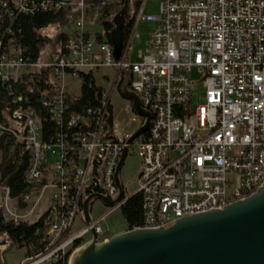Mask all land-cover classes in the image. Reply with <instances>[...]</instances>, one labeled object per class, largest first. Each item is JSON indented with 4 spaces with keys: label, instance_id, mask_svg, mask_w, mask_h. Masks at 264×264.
I'll return each instance as SVG.
<instances>
[{
    "label": "built area",
    "instance_id": "1",
    "mask_svg": "<svg viewBox=\"0 0 264 264\" xmlns=\"http://www.w3.org/2000/svg\"><path fill=\"white\" fill-rule=\"evenodd\" d=\"M157 1L154 15L145 12L147 0L136 4L118 60L94 10L121 0L0 1V35L1 29L9 32L6 21L18 14L58 9L65 2L79 13L69 15V30L46 60L25 61L13 52L11 39L0 43V98L11 105L6 124L0 121V136L8 131L29 156L27 192L18 200L0 189L15 202L0 206L2 216L27 221L38 206L42 209L37 243L24 245L16 264H67L92 231L97 242L109 238L105 215L77 232L71 228L87 195L116 196L115 169L131 147L140 160L137 227L158 228L185 214L221 209L252 196L264 182V0ZM140 22L157 27L133 60L131 44ZM92 26L100 29L89 30ZM103 69H111L112 76L98 73ZM125 69L129 89L150 115L147 130L131 141L145 118L123 98L127 119L117 121L110 104ZM192 71L197 80L190 78ZM82 73L94 81L99 74L101 84H95L103 88V105L68 112L69 97L80 91L72 95L66 85ZM199 83L202 93L195 90ZM29 96L57 125L51 141L43 137L46 117L29 104ZM126 199L122 194L111 207Z\"/></svg>",
    "mask_w": 264,
    "mask_h": 264
},
{
    "label": "water",
    "instance_id": "2",
    "mask_svg": "<svg viewBox=\"0 0 264 264\" xmlns=\"http://www.w3.org/2000/svg\"><path fill=\"white\" fill-rule=\"evenodd\" d=\"M113 24L109 39L118 60L127 25L118 18H114ZM129 81L130 73L125 69L119 94L131 102L134 112L145 118L131 141L147 130L150 115L140 107L138 96L128 87ZM123 161L124 153L114 173L118 188L115 197L93 193L82 201L81 217L85 224L91 220L95 200L111 207L121 199L119 171ZM91 233V239L71 252L67 264H264V182L250 197L221 209L185 214L166 226L132 227L101 242Z\"/></svg>",
    "mask_w": 264,
    "mask_h": 264
},
{
    "label": "trees",
    "instance_id": "3",
    "mask_svg": "<svg viewBox=\"0 0 264 264\" xmlns=\"http://www.w3.org/2000/svg\"><path fill=\"white\" fill-rule=\"evenodd\" d=\"M1 1V0H0ZM52 3L61 0H49ZM124 0H121V3ZM139 0H136V4ZM72 5L65 2L58 9H48L42 11L36 9L33 13L18 14L10 23H7L9 32L1 29L0 43L4 44L7 39H11L13 52L21 56L25 61L36 62L39 60L41 52L47 47L53 45L64 38L63 29L69 25V15L73 14ZM95 13L100 14L101 22L106 29L107 37L113 29L114 18H119L116 5L95 7ZM0 15L2 10L0 7ZM6 19V18H5ZM128 22L125 32L130 26ZM10 33V34H8ZM125 34V33H124ZM81 81L80 93L77 97H69L68 112L81 113L87 108L103 105L101 94L103 88L95 84L91 74H79ZM7 96V95H6ZM30 103L37 112L46 114L40 110L33 96H29ZM0 98V121L6 124L4 115L10 112L11 105L4 104ZM5 101V100H4ZM108 110L111 111L110 105ZM43 137L51 141L56 134L57 125L48 117L42 122ZM7 127V126H6ZM60 129V128H59ZM0 189L7 190L10 199H20L27 192V184L24 180V174L29 164V156L22 149V144L17 141L8 131L4 130L0 136ZM20 206H22L20 204ZM123 218L125 219L127 229L141 225V198L138 193L127 197L126 201L120 207ZM0 208V243L7 241L13 242L17 247L26 244H36L37 238L34 235L38 225V220L31 223L27 221H7L2 216Z\"/></svg>",
    "mask_w": 264,
    "mask_h": 264
},
{
    "label": "rangeland",
    "instance_id": "4",
    "mask_svg": "<svg viewBox=\"0 0 264 264\" xmlns=\"http://www.w3.org/2000/svg\"><path fill=\"white\" fill-rule=\"evenodd\" d=\"M157 0H147L145 5V12L150 14L157 13ZM136 0H124L120 5H116V10H118V16L122 23L125 25L132 19V16L135 12ZM74 17H78V11L74 10V13L71 14ZM157 27L156 22L146 23L140 22L138 24L136 33L138 34L137 38H134L131 44L132 47V59H136L137 51L144 46V42L148 39L149 34L153 32ZM97 26H92L89 30H99ZM65 28L63 29V31ZM69 30V25L66 31ZM52 47L47 46L40 54V60H46L51 53ZM98 73H104L108 76H112L113 72L111 69H103ZM96 73L95 83L101 84V79L99 74ZM190 78L194 81L198 79L195 71L190 73ZM81 86V81L79 79H74L66 85V91L72 95H77ZM108 84L104 85V89H107ZM195 90L202 93V88L200 83L195 86ZM125 100L120 96L119 92L114 90L110 95V104L112 107V114L115 120L123 122L127 119V116L122 112ZM131 154L127 155L123 161L122 167L119 171V179L123 188V196L127 198L134 194L137 190V176L139 172L140 160L136 155V150L134 147H131ZM56 160V157H52L50 163ZM5 204L6 206L14 205L15 202L8 199H5V194L0 190V206ZM42 209L38 206L32 215L29 217L31 223L36 222L40 217ZM22 214L23 211H20ZM105 215V221L103 223V228L108 232V237L121 233L127 229L125 219L122 216L121 209L119 206L106 207L99 200H95L91 206L90 217L91 219H96L99 216ZM84 221L80 216L76 217L74 223L72 224L71 231L77 232L84 227ZM89 235L86 236L88 238ZM24 256V250L22 247H17L13 242L7 241L0 243V264H16Z\"/></svg>",
    "mask_w": 264,
    "mask_h": 264
},
{
    "label": "crops",
    "instance_id": "5",
    "mask_svg": "<svg viewBox=\"0 0 264 264\" xmlns=\"http://www.w3.org/2000/svg\"><path fill=\"white\" fill-rule=\"evenodd\" d=\"M67 28H68V26H67V27H65V30H64V32H66V29H67ZM146 41H147V40H146ZM146 41H145V42H146ZM145 42H144V44H145Z\"/></svg>",
    "mask_w": 264,
    "mask_h": 264
}]
</instances>
